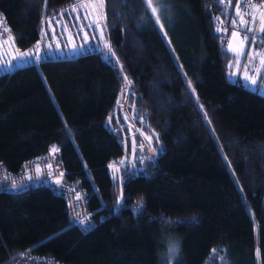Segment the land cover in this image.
Listing matches in <instances>:
<instances>
[{
	"label": "trees",
	"instance_id": "trees-1",
	"mask_svg": "<svg viewBox=\"0 0 264 264\" xmlns=\"http://www.w3.org/2000/svg\"><path fill=\"white\" fill-rule=\"evenodd\" d=\"M103 2L100 37L77 31L82 0H0L11 44L36 57L0 71V161L15 170L55 148L94 220L80 231L44 185L0 192V264L19 252L51 264H264V95L228 79L219 7L152 0L158 24L145 0ZM66 13L81 20L74 55L45 41L63 33L59 18L70 26ZM124 86L155 149L133 162L115 120Z\"/></svg>",
	"mask_w": 264,
	"mask_h": 264
},
{
	"label": "built area",
	"instance_id": "built-area-1",
	"mask_svg": "<svg viewBox=\"0 0 264 264\" xmlns=\"http://www.w3.org/2000/svg\"><path fill=\"white\" fill-rule=\"evenodd\" d=\"M245 2H247L250 6L257 5L261 10H264V0H238L237 5H239L242 15L246 11ZM212 4L219 7L218 11L220 20L217 28L218 47L220 49H226L231 33L238 31L237 27H234L231 23L233 19L237 18V5H235L233 9L229 10V7L225 5L226 3L224 0H212ZM252 14L258 16L259 12L254 11ZM257 27H259V24H257ZM72 31L75 30L72 29ZM260 34L261 32L257 31L255 33H249L248 35L249 37L256 36L259 38ZM63 35L64 34H60V36L50 35V37L45 39L47 46L49 47L52 42L57 43L59 37L61 38ZM242 35H244L243 30H239V36ZM0 36L2 38L10 37L9 39H11L12 43L10 32L5 24V20L1 12ZM67 41L71 43L70 36ZM37 42L38 41L36 40V43ZM55 50L57 53H60L59 48L56 47ZM76 51L77 47H73V45H71L65 52L66 55H74L76 54ZM19 53L22 52L17 50L16 59L11 61L12 67L19 66L23 63V57H20ZM111 59L116 65H118L115 55H112ZM37 169H39V171H37ZM61 173H63V176L60 175ZM58 178L61 180L60 184L56 183ZM38 185L47 186L53 193L58 194L63 198L69 220L75 224L80 231H85L93 226L94 220L86 212V200L88 195L84 192L77 179L68 178L66 176L57 151L53 152L52 149H50L43 154L26 158L19 163L15 170H9L0 161V192L15 193L27 187ZM77 194H79L81 199H76ZM52 262L53 258L47 254L19 252L10 260L8 264H51Z\"/></svg>",
	"mask_w": 264,
	"mask_h": 264
},
{
	"label": "rangeland",
	"instance_id": "rangeland-1",
	"mask_svg": "<svg viewBox=\"0 0 264 264\" xmlns=\"http://www.w3.org/2000/svg\"><path fill=\"white\" fill-rule=\"evenodd\" d=\"M97 2V0H82V3H94ZM74 13H76L75 11H73ZM83 18L84 19L81 23H78V25H80V28H77V31L81 29L84 30L83 28L88 27L89 24H92V28L94 29L95 27L98 28V30L96 29L95 31L99 33V35H101L100 33V27H99V23L101 22L100 19V14H101V9H96L93 10L91 7H89L87 15H88V19H85V10L83 8L80 9V11ZM73 14V13H72ZM74 16V22L72 20V15L69 13H66V17L67 20L69 19L70 22V26H68L66 24L65 18L62 20V18H59L60 22L58 24H60V26L62 25L63 28V36H65L67 39L69 36H71L72 34V28L76 27L74 25V23L79 22L81 20L77 19L75 17V14H73ZM95 21V23H93ZM66 25V28H65ZM83 25V28H81V26ZM100 30V31H99ZM162 32V30H161ZM92 36H93V32H91ZM163 34V32H162ZM164 35V34H163ZM262 32L258 37H249V43L247 44L245 51H246V55L243 56H237L233 50H232V54H231V58L228 62V70H227V77L230 80H234V81H239L241 84H243L245 87H248L250 89H254L256 90L259 94L264 95V63H262V61H264V39L261 38ZM239 36V37H243ZM102 37V36H100ZM230 37H233L232 35H230ZM264 37V35H263ZM10 37H5L2 38L0 36V71L7 69L10 67L11 65V61L14 59H16V53H17V49L13 47V45L11 44V39H9ZM63 38V37H62ZM71 38V37H70ZM90 39V38H89ZM230 39V38H229ZM237 40V44L238 46H236L234 49H238L241 47V40L240 38H235ZM255 40V43H251L252 40ZM61 42V41H60ZM60 42L54 43V47L59 48V49H64V50H68V46L69 43L68 41L65 39V44L64 42H62V44H60ZM67 45V46H66ZM255 54H259V55H255ZM255 55V59L250 60L249 57L254 56ZM36 57H23V63L26 60H35ZM237 64H239V67H237ZM246 77L252 78L254 77L257 81L256 84H252L250 79H246ZM132 95L131 90L127 87L124 86L123 89L120 91L119 93V98L117 100V104H116V109H115V114L117 113L116 116V127L119 129L118 131L120 132V139H121V143H124L125 147L127 148V158H130L131 160L133 158H137V159H142V158H146L148 157V155H151L152 153H154V147L152 145V140L151 142H149L146 137L147 136H151L149 133L146 132L145 128H143L141 125L142 124L139 119H137L134 115L133 112V102H132V98L128 99V96ZM114 113V112H113ZM125 117H127V119H125ZM132 119H136V120H132ZM138 120V121H137ZM115 129V128H114ZM152 137V136H151ZM143 144V151H145V153L140 157L137 154L136 150L140 151V145ZM135 147V152L133 151V148ZM125 150V152H126ZM148 153V154H147ZM123 159H126V156L124 155ZM136 160V159H135ZM133 162V160H132ZM114 166V165H113ZM109 173L111 174L113 172L112 168L109 166L108 168ZM249 211V210H248ZM250 215L251 212L249 211Z\"/></svg>",
	"mask_w": 264,
	"mask_h": 264
},
{
	"label": "snow or ice",
	"instance_id": "snow-or-ice-1",
	"mask_svg": "<svg viewBox=\"0 0 264 264\" xmlns=\"http://www.w3.org/2000/svg\"><path fill=\"white\" fill-rule=\"evenodd\" d=\"M228 2H229V6H230L232 0H228ZM145 4H146V7L149 9L150 14L155 16V20L159 24L160 23V17L158 14V9L154 6H152V0H145ZM89 7H91L93 10H96L98 8L102 9L104 7V2H103V0H97V2H94V3H80L79 8H83L85 10V13H86L85 17H84L85 19H88L87 12H88ZM245 9H246V11L242 15L240 8H239V5H237V11H236V17L237 18L233 19L231 21L233 26L237 27V29H238V31L231 33V35L233 37H238L241 40V47L238 49H233V52L238 57L246 55L245 48H246L247 44L249 43V35H248L249 33H255L257 31L264 33V10H261L257 5H251L250 6L247 4V2H245ZM77 10H78L77 7L73 6V11H77ZM254 11H258L259 15L258 16L253 15L252 13ZM61 14H63V10H62ZM77 19H79V16H77ZM57 23H59V21H57ZM93 23H95V21ZM257 24H259V27H257ZM88 27H92V24H89ZM65 28H66V25H65ZM81 28H83V25L81 26ZM160 28L161 29L163 28V24H160ZM239 30H243V32H244L243 37H239ZM45 35H47V33H45ZM102 35H103V33H101V36ZM82 38L87 40L88 39V33L85 32ZM251 43H255V40L253 39L251 41ZM49 47H51V45H49ZM73 47H75V45H73ZM104 48L107 49V51L105 52V57L107 59H109V61H110L111 56L114 55V53H112L111 46L107 43V41H104ZM255 55H259V54H255ZM255 55L249 57V59L250 60L255 59ZM19 56L20 57H30V56H32V53L31 52H22V53H19ZM37 59H38V57H37ZM262 63H264V61H262ZM237 67H239V64H237ZM246 79H250L252 84L257 83V81L254 77H252V78L246 77ZM125 80H126L127 84H129V85L131 84L130 81H127L126 77H125ZM188 83H189V87H190L191 82H188ZM193 91H194V89H193ZM125 119H127V117H125ZM146 139L149 142H151L152 137L147 136ZM143 147H144V145L141 144L140 148L143 149ZM52 151L55 152L57 150L55 148H53ZM133 151L135 152V147L133 148ZM122 162L123 161H121V163ZM37 171H39V169H37ZM60 175L63 176V173H61ZM114 175H115V173H114ZM56 183L60 184L61 180L58 178L56 180ZM76 199L77 200L81 199L79 194H77ZM137 210L138 211L141 210L139 206H138ZM218 251H219L218 249L213 250V253H212L213 258H215ZM176 252H178V248H177V246L173 245L170 248V253L175 254ZM221 259H223V258H221ZM225 264H226V262H225Z\"/></svg>",
	"mask_w": 264,
	"mask_h": 264
},
{
	"label": "crops",
	"instance_id": "crops-1",
	"mask_svg": "<svg viewBox=\"0 0 264 264\" xmlns=\"http://www.w3.org/2000/svg\"><path fill=\"white\" fill-rule=\"evenodd\" d=\"M235 38H237V37H230V39H229V41H228V43H227V46H226V51H228V52H232V50L236 47V46H238V42H237V40L235 39Z\"/></svg>",
	"mask_w": 264,
	"mask_h": 264
}]
</instances>
